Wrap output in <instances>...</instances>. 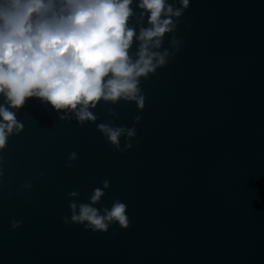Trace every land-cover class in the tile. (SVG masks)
Returning <instances> with one entry per match:
<instances>
[{"label": "clouds", "instance_id": "clouds-1", "mask_svg": "<svg viewBox=\"0 0 264 264\" xmlns=\"http://www.w3.org/2000/svg\"><path fill=\"white\" fill-rule=\"evenodd\" d=\"M132 3L133 0H0V94L8 102V107L0 105V149L14 130L19 133L24 127L9 109L22 108L30 98H39L57 111L74 112L81 125L96 120L89 108H95L100 100H134L139 108L144 107L139 78H147L167 63L168 50L154 49L161 48L166 33L176 31L178 18L189 8L190 0H179L180 7L167 0H139L138 7L144 10L141 16L148 15L150 27H141L138 36L128 26L134 14ZM134 37L139 41L136 59L129 52ZM171 41L175 43L176 37L172 36ZM98 129L118 151L121 136L136 134L134 129L107 124H99ZM131 147L128 143L125 150ZM76 159V152L69 153L66 166L70 168ZM108 184L104 182L105 187ZM102 195L96 189L90 204L71 202V221L63 217L64 222L83 225L93 232H107L116 221L121 228H128L126 204L116 201L111 210H103V215L92 206ZM11 223L17 228L21 222Z\"/></svg>", "mask_w": 264, "mask_h": 264}]
</instances>
